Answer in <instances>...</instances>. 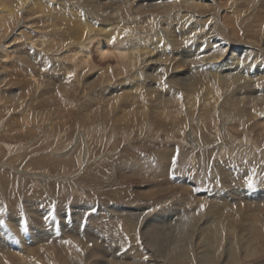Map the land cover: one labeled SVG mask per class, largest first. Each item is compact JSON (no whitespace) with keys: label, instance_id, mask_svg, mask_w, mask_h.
<instances>
[{"label":"bare ground","instance_id":"obj_1","mask_svg":"<svg viewBox=\"0 0 264 264\" xmlns=\"http://www.w3.org/2000/svg\"><path fill=\"white\" fill-rule=\"evenodd\" d=\"M105 1L113 6L103 12V0H30L37 16L21 10L15 15L16 6V11L6 7L15 22L13 32L5 25L7 10H1L0 117L8 104L22 113L21 119L7 113L4 129L10 128V134L18 128L24 136L40 127L50 137L54 133L48 132L71 130L74 120L82 121L74 143L59 159L55 151L43 152L25 170L55 169L75 158L87 163L92 144L110 149L127 144L134 133L142 144L156 128L184 135L197 146V126L201 143L209 147L219 141L202 135L217 129L223 140L215 147L248 156L255 140L235 143L229 133L247 135L250 125H259L264 135V0ZM69 20L75 30L68 29ZM29 21L41 25L35 29ZM93 48L99 59L114 58L116 64H98ZM175 151L174 146L161 148L156 160L137 153L116 166L123 178L143 169L146 177L164 178L162 189L164 182L178 187L185 199L172 205H56V216L64 218L58 221L50 214L52 203L38 198L25 204L32 211L33 230L27 232L20 201L12 209L0 203V214L9 211L13 222L10 227L0 221V264H242L264 253V180L258 176L253 184L250 167L226 160L218 171L223 187L194 195L193 177L171 179ZM127 166L133 173L125 171ZM141 189L136 191L145 193ZM41 218L52 220L43 221L48 225L40 229ZM106 251L115 253L106 258Z\"/></svg>","mask_w":264,"mask_h":264},{"label":"rangeland","instance_id":"obj_2","mask_svg":"<svg viewBox=\"0 0 264 264\" xmlns=\"http://www.w3.org/2000/svg\"><path fill=\"white\" fill-rule=\"evenodd\" d=\"M0 1H1L0 5L2 4L0 6V13H1V10H3L2 8L7 10L6 7L10 6L9 7L10 9L11 8L14 9L16 6L18 10L15 8V11L17 10L18 12L15 13V15L19 13V10H21L22 13H25L28 11V12H30L29 14L32 16H37L39 14V12L37 11L36 8L31 9L30 4H29L30 0H26L25 2H23V0H0ZM94 1H96V0H93V2ZM103 1L104 2L101 4L104 7H103V9H101V12H103V10L105 8H111L110 6H113L110 3H107L105 0H103ZM67 3H71V2L67 1ZM77 7H81V5L80 6L77 5ZM32 10H33V12H32ZM3 13H4V16L7 13L5 18L9 17L8 18L9 21L6 20L8 22L5 21L6 22L5 25L9 24V30L13 29L11 31V32H13L15 30V27H14L15 22H13L14 21L13 18L10 17V15H12V14H8L9 13L8 10L3 11ZM43 13H42V15H43ZM44 14H46V13H44ZM72 15H75V14H72ZM39 19H41V15H40ZM29 23L32 24L35 27V29L39 28L41 25L40 23H38L36 21H29ZM67 26H68V29H70V30L76 28V26L74 24H72L70 20L68 21ZM31 48H32V50L34 49V47H30V49ZM93 52H94L93 53V59L98 64H103V65H105V64L115 65L116 64V60L114 58H107L106 60L99 59L97 56V53H95V48H93ZM35 63L37 64L38 67H40L38 65L39 62L35 61ZM67 76H69V75H67ZM41 79H43V78H41ZM3 108H4V110L2 112H4L5 115L2 113L3 116L0 117V128L2 129L1 130L2 133L0 132V164H1L0 165L1 166L0 167V203H2V202H3V204L8 203V204H5V206L7 207V209H10V208L12 209V207L15 206V204H14V206H12L13 202L20 201L18 209L20 208V212L23 211L21 213H24L25 217L27 216L26 222H25L26 230L28 229L27 232H30V230L32 232V230H33L32 229L33 227L29 226V224L32 223L31 219H29V218H31L32 211H30L29 207L25 205L29 201H38L39 199L44 200V201L49 200V202L52 203V205L54 206V209H53L54 215H53V213H50V214L52 216L56 217V220L59 221V220H62L64 218H60V217L56 216V212L59 211L58 209H56V205L57 206L61 205V206L65 207V206H71V205L77 204V206H78L77 209H80L79 205H85V204L97 205L98 204V206H108V207H110V206L124 207L125 206V207H132V208L136 209L137 207H141L142 205H143L142 207L152 208L156 205H160V202H162V201L164 203L167 202L168 205H170L169 202H171V205H172V202H174V201L178 202V201L184 200L185 196L183 197L184 194L181 190L178 189V187H176V186L170 187L168 185H165L166 184L165 182H164V184L160 183L163 185V187H164L163 189H162V187H159L160 180L162 182V180L164 178L159 179V178H152L150 176L146 177V175H145L146 172L145 171H142L144 173L141 172V170H143V169H141L139 171H135L134 172L135 174L131 175V176H133V178L135 176H137L134 179L131 176H128L127 178L125 176V178H123L119 172L120 169H119V171L116 169L117 164L125 162L126 160L130 159V157L132 158L137 153H138V155H142L144 157H148L150 155L148 158L152 157V160H156L158 158V156H157L158 151L164 147H171V146L173 147L174 146V148L176 150L175 151L176 156L173 160V162L174 161L175 162L173 164V169L171 172V173H173V174H171V179L174 178V180H180L181 181V179L186 180L188 178L191 180V178L193 177L192 181H194V186H195L194 187L195 189L193 188L195 191L194 195L212 194L214 186H215V188H218V189H219V187L220 188L223 187L224 177L221 174H219L218 171H219V166L226 163V160L228 162H233L236 165L241 164L242 167H250L254 171V174H252L250 176L253 184H257L256 179L258 176H260V178L264 180V135H261L260 132H258V129L260 127L259 125L256 128H253V126L250 125V127L248 128V129H250V131L247 133V135H243L242 133H235V132L229 133V136L233 140H235V143H240V144L246 143L248 145H250V144L252 145V142H251V140H249V138L251 137V138H253V140H255V142H254L255 146H252L253 147L252 152L250 154H248V156L241 155L239 152L233 151L234 148H232V147H230L229 150H227V152H222V150L220 148L215 147L216 144H219L220 140H223L222 138L219 137V135H218L219 133H218L217 129H213L212 132L210 131L212 135L207 136L205 133H203L204 135H202V136L207 137V138L214 135L213 138L215 139V141H216V139H217V141H219L216 144L214 142L212 144V147L211 146L209 147V146H206L203 143H201L202 141H201L200 136H201L202 132H200V129H198L197 126L194 127L195 128L194 134H197V136L195 135L196 136V144L195 145H197L198 146L197 147V146H192L193 139L186 141V139L184 140V138H185L184 135L179 136L178 133L168 135L164 132L163 128H158V129L156 128V130H154L155 132L153 131L150 134L151 136L149 138H151V139L147 138V141H145V142L142 141L143 145L140 144L141 141L137 140L138 139L137 133H134V134H132V136L130 138L131 140L127 144L119 143L117 146H113L110 149L104 148L103 149L104 151L102 149H100L102 147L101 144H95V143H94L95 145L92 144L93 146H97V147L95 149V147L92 146V152L89 153V155L87 157L88 159L86 160L87 163H85L83 160L81 162V158L80 159L75 158V162L72 163L71 165L70 164L68 165L66 163L65 164L62 163V164L58 165V167L55 169L47 168V169H37V170L34 169L33 171H26L25 168H27V166H30L31 159H35V158H37V156L39 157L40 155L43 154V152L44 153H51V151H55L56 152V158L59 159V157L61 156V153L68 149V144H69V147H71L70 145H72L74 143L75 138L77 137V135L79 133V130H81V128H82V123H81L82 121H81V119L74 120L75 124H73V126H71L72 127L71 130L66 127L64 129L59 128L57 133H56V131L48 132V133H50V135H52L54 133V136L52 135L50 137H45L44 136L45 131L43 129H41L40 127H38L39 129H37V131H35L33 134L21 136L22 134H24V133H22V130H19L17 128L16 132H14V133L11 132L9 134L10 128L4 129V127L6 124L5 121L8 118V114L9 115H15L16 117H19L21 119L22 113L16 114L14 112L13 107L9 104L5 105ZM1 109H2V107H0V110ZM81 111L79 112V115L82 117V116H84L85 112H83V110H81ZM198 133H200V134L198 135ZM258 135H259V137H258ZM119 136H120V134H118V136L116 135L117 138ZM256 137H258V138H256ZM181 138H182V141H181ZM119 139H121V138H119ZM61 140H64L63 142L65 144L60 143ZM100 145H101V147H100ZM202 146H203V148H202ZM40 147H42V148H40ZM214 147H215V149H214ZM56 148H57V150H56ZM205 148H206V150H205ZM78 149L79 150H77V153H79L81 156V154H83V146L79 145ZM16 151L19 152L18 156H17V154H14ZM107 151H109V152H107ZM183 155H185L186 157H184ZM89 157H90V159H89ZM181 160H183V161H181ZM218 160H220L221 162ZM2 164H4L5 166H3ZM76 164H77V166H76ZM81 164H82V166H81ZM109 166H110V168H109ZM123 168L125 169V171L127 169V173L128 172L133 173V171L131 170L130 167L127 166V167H123ZM116 172H117V174H116ZM217 172H218V174H217ZM23 173H26L29 175H35V176H41V174H47L49 176H51V175L54 176L55 179L51 180V179L43 176V179L41 181L39 179H34L32 176H25ZM126 175H128V174H126ZM212 175H213V177H212ZM143 176H144V180H143ZM116 178H117V180H116ZM146 178H147V180H146ZM132 179H133V181H132ZM139 179H140V181H139ZM56 181H59V182L57 183ZM117 182L119 185L117 184ZM134 182H135V184H134ZM61 183H63V185ZM154 187H155V189H154ZM169 187L171 190L169 189ZM152 188H153V190H152ZM138 189H141L143 192L145 191V193H146V190H148V192L151 190L152 191L150 192V194H145V193H141V192H140L141 193L140 194L137 192V191H139ZM114 190H115V192H114ZM117 190H118V192L116 193ZM158 190H159V192H158ZM126 191L128 192V194ZM112 192H114V193H112ZM122 192H123V196H122ZM135 193H136V195H135ZM173 193H175V194H173ZM170 195H173V196L171 197ZM35 196L37 198H35ZM192 196L190 195V198ZM41 197H43V198H41ZM193 198H194V196L191 199H193ZM21 200H22V202H21ZM23 201H26V202H23ZM133 201H134V203H133ZM242 202L243 201L239 200L240 205ZM43 205H45V204H42V206ZM241 207H242L241 211H244L245 205L243 204V205H241ZM161 208H163L162 205H161ZM168 210H169V208L167 209V211ZM95 211H97V210H95ZM170 211H171V209L169 210V212ZM7 212H9V211H7ZM7 212L5 215L0 214V221L5 222L8 226L11 227V226H13V222H11L12 217L10 215H7L8 214ZM97 213H98V211H97ZM232 213L235 216L240 217V216H238L237 212L232 211ZM29 215H30V217H28ZM41 219H42V221L39 224L41 226L39 227V225H36L37 228H40V229H43L44 225H48L49 224L48 222L52 220L50 218H47V219L41 218ZM6 221H8V223ZM43 221H47L48 224L43 222ZM66 223L68 224V221H66ZM29 235H30V233H29ZM31 239L34 240L33 238H31ZM34 242H36V241L34 240ZM44 243H46V241H44ZM38 246H39V244H38ZM29 249L31 250V248H29ZM36 249H37V247L32 249L31 251H33L34 254H37L38 252L36 251ZM113 252H110V251L107 252L106 251L104 254H105L106 258H108V257H111V255H113L112 254ZM107 253H108V255H107ZM102 257H103V255H102ZM249 260L246 261L245 263H242V264H264V253L260 254L259 256L254 257V258H251Z\"/></svg>","mask_w":264,"mask_h":264}]
</instances>
